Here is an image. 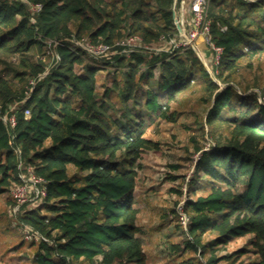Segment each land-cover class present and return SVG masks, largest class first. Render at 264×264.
Returning <instances> with one entry per match:
<instances>
[{"label": "trees", "instance_id": "obj_1", "mask_svg": "<svg viewBox=\"0 0 264 264\" xmlns=\"http://www.w3.org/2000/svg\"><path fill=\"white\" fill-rule=\"evenodd\" d=\"M30 3L41 6L32 10ZM179 4L0 0V63L10 73L0 71V196L20 180L19 148L21 158L47 181L42 204L17 214L18 225L26 224L42 237L28 243L35 251L33 264H147L145 243L137 234L135 165L157 142L144 136L141 111L134 107L144 103L148 111L175 119L177 109L169 110L171 103L196 79L209 102L204 120L212 144L196 145L201 154L194 166L211 180L208 192L183 205L188 221L182 232L184 247L202 257L212 253L205 262L200 257L192 262L188 256L186 264L221 259L227 264H264V92L257 76L242 74L253 66L245 59L264 53V0H210L211 38L222 47L212 72L203 61L210 59V52L200 53L195 46L162 53L141 70L144 58L139 54L97 63L66 41L75 35L113 43L138 34L151 43L178 32L174 19ZM49 40L59 41V56L48 68L34 53L45 54ZM12 56H18L17 63L8 61ZM107 64L114 65L113 80L98 95L97 71ZM28 91L15 111V125H6L2 116L9 104ZM161 91L166 92L165 103L158 100ZM27 108L30 114L25 116ZM132 116L139 120L129 123ZM6 201L14 204L11 196ZM240 235L250 236L254 258L239 260L245 246L215 254L217 245L225 247Z\"/></svg>", "mask_w": 264, "mask_h": 264}, {"label": "rangeland", "instance_id": "obj_2", "mask_svg": "<svg viewBox=\"0 0 264 264\" xmlns=\"http://www.w3.org/2000/svg\"><path fill=\"white\" fill-rule=\"evenodd\" d=\"M161 41L159 37L150 44L156 46ZM47 45L44 50L47 49ZM182 51L183 49L178 48L159 52L142 49L127 53L126 57L129 58L134 53L139 54L144 58L141 70H146L150 60L156 56L162 53H182ZM34 55L36 58L43 56L48 68L53 64L54 58L49 52L45 54L36 52ZM7 59L15 64L18 56ZM108 60L113 61V57ZM245 60L251 61L253 66L242 69L243 78L252 79L253 76H257L260 89L264 92V53ZM77 70H80V66H77ZM112 70L114 65L107 64L104 69L97 71L96 92L98 95H101L106 87L111 86ZM116 70L118 79H121L122 68ZM0 71L10 74L3 68L2 63H0ZM154 71L157 73L158 66ZM198 80L192 81L190 87L179 92L176 100L171 103L169 110L177 109L175 119L148 111L144 103L134 107L141 111L144 136L157 142L156 147L147 148L142 152L135 165L137 176L133 198L134 205L138 208L137 234L144 240L148 256L147 264H186L188 256L192 262H196L199 257L202 262H205L212 253L208 251L202 257L191 248L184 247L185 234L182 229L187 226L188 215L182 207L186 215L183 222L180 213V205H184L188 198L204 194L210 188V176L203 171H196L194 166L195 160L201 154V151L196 150V145L209 148L212 144L208 126L204 120L209 102L202 98L203 91ZM246 80L248 79L243 81V85L246 84ZM219 84L223 86V83L219 82ZM142 86L147 87L146 84ZM153 88L156 89V85ZM158 100L161 103L166 102L165 91L159 92ZM131 118V120L123 119L122 121L128 120L129 123H135L139 120L133 121L135 117ZM8 196H10L9 191L0 196V211L3 208V212L0 213V264H33L32 258L35 251L28 243L30 241L38 243L40 239L24 237L23 227L18 225L19 220L6 201ZM249 237V235L231 237L225 247L217 245L214 248L215 254L221 255L245 246L247 252L242 254L239 260L248 261L256 256ZM21 241L23 243L19 245ZM227 263L228 260L221 259L215 264Z\"/></svg>", "mask_w": 264, "mask_h": 264}, {"label": "built area", "instance_id": "obj_3", "mask_svg": "<svg viewBox=\"0 0 264 264\" xmlns=\"http://www.w3.org/2000/svg\"><path fill=\"white\" fill-rule=\"evenodd\" d=\"M210 0H188V5L191 11V20L189 25L184 26L180 22V18L175 17L174 21L178 28V32L172 36L165 37L160 36L162 41L154 46L150 43L145 42L142 37L138 34H129L124 36L122 39L114 41L113 43L106 42H95L87 37H76L70 35L66 38L67 44L72 48H81L88 56L95 62L99 63L105 59H110L114 56H126L127 53L140 51L142 49H149L152 52L159 51H172L176 48L185 49L189 46H195L196 49L201 53L204 51L210 52L209 58H204V64L208 71L212 72L217 70L214 66L219 63V59L222 53V47L215 44L211 38L210 33V20L207 17V8ZM180 4H185V0H180ZM179 4V5H180ZM41 6L40 3H30L32 10H37ZM202 35L207 48L200 50L196 45V38ZM58 40H49L47 49L45 51L51 53L53 58H58V52L56 51V44ZM52 46V47H51ZM43 58V56H41ZM211 60V61H210ZM32 83L34 79L30 80ZM29 91L25 97L20 100H15L9 104V108L2 116L4 122L8 126H14L16 122V109L19 104L24 102ZM30 114V110H25V116ZM20 149L18 152V176L19 181L14 182L9 188V195L14 200V204L11 206V211L17 216L27 209L36 208L42 204L43 198L46 195L47 181L42 175L35 172L32 164L26 163L20 156ZM183 204L180 205V213L183 222H185V213L181 209ZM186 224V223H185ZM24 237L33 239H41V235L33 230L30 226L23 224Z\"/></svg>", "mask_w": 264, "mask_h": 264}, {"label": "crops", "instance_id": "obj_4", "mask_svg": "<svg viewBox=\"0 0 264 264\" xmlns=\"http://www.w3.org/2000/svg\"><path fill=\"white\" fill-rule=\"evenodd\" d=\"M185 4L183 6V4L179 5V14L178 17L180 18V22L186 26L189 25L190 20H191V11L188 5V0H185Z\"/></svg>", "mask_w": 264, "mask_h": 264}, {"label": "water", "instance_id": "obj_5", "mask_svg": "<svg viewBox=\"0 0 264 264\" xmlns=\"http://www.w3.org/2000/svg\"><path fill=\"white\" fill-rule=\"evenodd\" d=\"M178 28H179V26H178ZM195 42H196L197 47H198L200 50H204V49L207 48V45H206V43H205V41H204V37H203L202 35H199V36L196 38Z\"/></svg>", "mask_w": 264, "mask_h": 264}]
</instances>
